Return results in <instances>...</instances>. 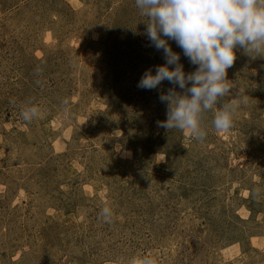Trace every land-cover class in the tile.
I'll list each match as a JSON object with an SVG mask.
<instances>
[{"label": "rangeland", "instance_id": "374dc122", "mask_svg": "<svg viewBox=\"0 0 264 264\" xmlns=\"http://www.w3.org/2000/svg\"><path fill=\"white\" fill-rule=\"evenodd\" d=\"M146 22L135 0H0V264H264V57L228 69L230 129L166 132L172 85L137 87L164 63Z\"/></svg>", "mask_w": 264, "mask_h": 264}, {"label": "clouds", "instance_id": "9594fccd", "mask_svg": "<svg viewBox=\"0 0 264 264\" xmlns=\"http://www.w3.org/2000/svg\"><path fill=\"white\" fill-rule=\"evenodd\" d=\"M135 5L148 18L143 35L164 59L144 71L137 87L152 91L165 81L172 85L167 92L160 89L159 100L167 105V118L158 121L157 127L203 140L207 135L203 120L212 113L216 132L230 129L239 104L235 98L224 100L233 87L228 69L238 50L253 59L264 57L254 54L264 52V0H135ZM182 55L195 71L185 72ZM21 116L31 122L39 118L40 109L29 106ZM100 216L110 222L112 209L103 207ZM143 264L152 262L145 259Z\"/></svg>", "mask_w": 264, "mask_h": 264}]
</instances>
